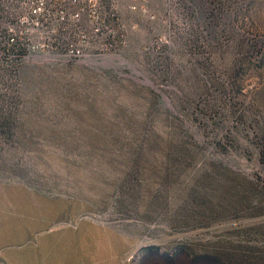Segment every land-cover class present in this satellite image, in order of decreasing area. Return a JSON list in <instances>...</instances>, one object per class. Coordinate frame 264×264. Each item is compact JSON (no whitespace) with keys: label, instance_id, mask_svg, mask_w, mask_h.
<instances>
[{"label":"rangeland","instance_id":"374dc122","mask_svg":"<svg viewBox=\"0 0 264 264\" xmlns=\"http://www.w3.org/2000/svg\"><path fill=\"white\" fill-rule=\"evenodd\" d=\"M183 2L159 51L163 23L105 59L23 64L0 105V264H264V0Z\"/></svg>","mask_w":264,"mask_h":264},{"label":"built area","instance_id":"2783aa9c","mask_svg":"<svg viewBox=\"0 0 264 264\" xmlns=\"http://www.w3.org/2000/svg\"><path fill=\"white\" fill-rule=\"evenodd\" d=\"M152 1L0 0V105L11 104L28 61L88 62L115 56L125 47L130 28L145 24L165 26L164 34L154 36L152 50L171 44L186 10L184 0H157L160 14Z\"/></svg>","mask_w":264,"mask_h":264},{"label":"crops","instance_id":"0c3cea01","mask_svg":"<svg viewBox=\"0 0 264 264\" xmlns=\"http://www.w3.org/2000/svg\"><path fill=\"white\" fill-rule=\"evenodd\" d=\"M106 248V247H105ZM74 253L72 254V256ZM120 256V254H118ZM116 255L113 249L106 248V258L109 260L110 264H116L119 256ZM193 260L183 256L178 257L176 260H169L167 257H162L157 253L151 251L142 253L139 257L140 264H192Z\"/></svg>","mask_w":264,"mask_h":264}]
</instances>
